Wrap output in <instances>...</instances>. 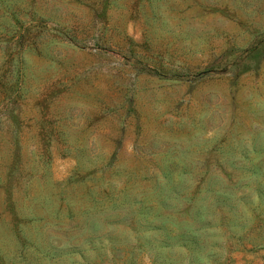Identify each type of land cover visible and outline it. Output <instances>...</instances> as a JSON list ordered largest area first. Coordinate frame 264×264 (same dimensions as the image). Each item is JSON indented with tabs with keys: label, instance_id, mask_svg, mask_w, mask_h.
<instances>
[{
	"label": "rangeland",
	"instance_id": "1",
	"mask_svg": "<svg viewBox=\"0 0 264 264\" xmlns=\"http://www.w3.org/2000/svg\"><path fill=\"white\" fill-rule=\"evenodd\" d=\"M0 264H264V0H0Z\"/></svg>",
	"mask_w": 264,
	"mask_h": 264
}]
</instances>
